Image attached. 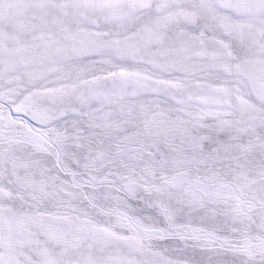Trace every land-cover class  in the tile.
<instances>
[{
    "label": "snow or ice",
    "instance_id": "6c2138e0",
    "mask_svg": "<svg viewBox=\"0 0 264 264\" xmlns=\"http://www.w3.org/2000/svg\"><path fill=\"white\" fill-rule=\"evenodd\" d=\"M0 264H264V0H0Z\"/></svg>",
    "mask_w": 264,
    "mask_h": 264
}]
</instances>
